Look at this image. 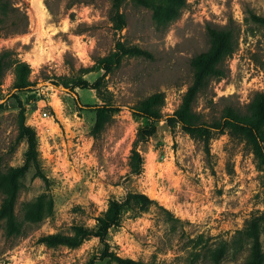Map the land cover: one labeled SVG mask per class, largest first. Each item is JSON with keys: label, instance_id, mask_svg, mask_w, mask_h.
I'll list each match as a JSON object with an SVG mask.
<instances>
[{"label": "rangeland", "instance_id": "374dc122", "mask_svg": "<svg viewBox=\"0 0 264 264\" xmlns=\"http://www.w3.org/2000/svg\"><path fill=\"white\" fill-rule=\"evenodd\" d=\"M11 1L27 16V27L1 30L0 53L29 63L33 85L15 98L9 69L0 90V172L26 167L15 205L22 230L8 237L0 219V264H116L101 258L106 245L99 237L75 248L48 246L41 238L69 234L77 223L93 226L112 199L128 192L157 203L141 214L123 213L106 236L109 252L156 264L247 260L253 241L244 228L264 212V163L228 134L214 137L207 150L166 119L192 82L191 59L210 46L208 26L231 24L239 32L238 47L226 61L227 77L213 80L194 109L212 121L226 106L243 109L256 91H264V28L247 20L250 11L264 15V0H176L179 11L172 19H158L153 9L127 0L121 30L111 20L110 0ZM119 40L150 56L126 55L110 72L83 75L90 83L102 78V94L113 105L110 120L94 132L93 107L103 100L95 89L71 92L64 82L77 80L82 68L95 65ZM158 91L165 94L164 118L156 133L137 145L143 170L131 174L138 130L150 122L134 116L132 107ZM20 105L36 133V163H27V140H17ZM36 203L43 217L29 222ZM261 246L264 252V224Z\"/></svg>", "mask_w": 264, "mask_h": 264}, {"label": "trees", "instance_id": "16d2710c", "mask_svg": "<svg viewBox=\"0 0 264 264\" xmlns=\"http://www.w3.org/2000/svg\"><path fill=\"white\" fill-rule=\"evenodd\" d=\"M125 1L127 0H110L112 4L111 20L118 30L126 26L125 14L121 12V6ZM133 1L138 5L153 9L158 19L159 17L169 19V16L172 19L179 11L176 7V0ZM26 19L27 16L22 14L19 7L11 0H0V31L4 29H7L9 33L22 31L27 27ZM247 20L264 28V15H258L250 11ZM207 32L210 46L207 50L196 54L191 59L192 82L184 93L179 107L166 121L170 127L180 125L185 133L203 141L207 150L209 149L210 141L214 137L228 134L243 141L253 153L255 159L260 163H264V91H256L252 100L243 109L232 105L226 106L220 117L212 121L204 120L202 114L194 109V103L198 95L205 93L213 80H221L227 77L226 61L233 56L238 47L239 32L231 24L221 28L208 26ZM126 55L150 56L142 48L127 45L119 40L109 54L97 59L95 65L82 68V75L77 80L70 79L64 82V86L70 87L69 91L71 92L75 88L95 89L97 96L103 100V104H96L93 107L97 114L94 132H100L110 120V111L113 110V105L102 94V78L90 83L83 78V75L102 69L106 73L110 72L120 65L122 58ZM9 69H12L14 76L12 83V88L15 90L14 97L19 99L16 92L25 93L33 85L30 80L31 67L26 61L10 57V52L8 51L0 53V90L5 72ZM164 104L165 94L158 91L141 99L132 107L134 116L146 118L150 122L138 130V137L129 157L131 174L138 175L143 170L144 159L137 149V145L140 142H145L156 133L157 123L164 118L162 112ZM20 108L17 140H27V163L31 161L36 163V133L31 127L26 125V109L21 105ZM25 169L26 167L13 168L7 173L0 172V196H2L0 219L5 224V234L8 237L19 234L22 230L23 223L15 213V205L21 185L20 178L24 176ZM39 201L42 203V200ZM41 203L33 205L27 221H38L43 217L42 213L44 210ZM152 203L157 202L144 193L128 192L123 199H112L108 208L96 218V223L93 226L77 223L71 226L69 234L61 232L48 234L43 236L41 241L48 246L65 245L75 248L81 245L85 239L95 236L99 237L106 245L101 256L102 259L114 261L116 264H156L124 258L115 252H109L106 242L109 230L120 225L125 211L141 214L148 211ZM161 208L168 212L164 207L161 206ZM263 224L264 212L246 222L244 233L253 241V246L249 258L242 264H264V252L261 246ZM91 264H95V262L92 261Z\"/></svg>", "mask_w": 264, "mask_h": 264}, {"label": "built area", "instance_id": "2783aa9c", "mask_svg": "<svg viewBox=\"0 0 264 264\" xmlns=\"http://www.w3.org/2000/svg\"><path fill=\"white\" fill-rule=\"evenodd\" d=\"M48 115H47V113H44V117H47Z\"/></svg>", "mask_w": 264, "mask_h": 264}]
</instances>
